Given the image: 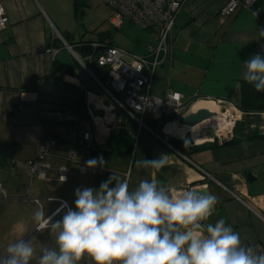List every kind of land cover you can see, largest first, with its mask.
<instances>
[{
	"label": "crops",
	"instance_id": "1",
	"mask_svg": "<svg viewBox=\"0 0 264 264\" xmlns=\"http://www.w3.org/2000/svg\"><path fill=\"white\" fill-rule=\"evenodd\" d=\"M228 2L187 0L173 26L171 60L159 66L157 78L154 73L151 95L163 97L173 91L180 93L187 104L196 99L240 103V87L248 83L241 76L244 62L257 53L264 56L257 50L264 38L259 36L262 28L251 11L238 7L228 15L222 14ZM56 4L58 0H0L8 17L6 28L0 31V204L12 201L18 206L26 205L27 201L21 199L28 178L21 165L34 157L38 141L47 135L58 140L54 155L47 159L52 166L49 176L56 179V168L66 164L64 137L70 127L73 125L81 133L89 124L93 129L100 128V145L95 155L102 156L106 164L87 174H80L76 166H71L66 183L42 181L41 188L32 189L34 178L30 196L39 200V204L34 203L36 210L43 208L50 215L58 205L57 201L47 200L50 197L64 198L74 208L77 188H99L113 172L121 179L127 176L130 189L153 177L175 193L182 192L174 191L178 186H187V190L206 186L218 198L206 223L224 219L240 233L245 245L252 246L258 254L264 251V136L246 138L245 130L236 129L234 142L211 146L212 141H198L194 145L201 147L185 155L156 138L151 127L138 130L136 123L122 113L117 115L118 124L126 129L106 133L92 114V109L101 108L97 84L79 65L76 57H80L75 51L71 52L62 41L53 42L58 39L57 34H67L70 43H78L68 24V15L75 16L73 0H67L66 9ZM144 31L148 39L137 52L119 45L106 29L99 34L108 32L105 41L144 55L146 46L153 44L156 36L154 30ZM92 41L97 39L83 42ZM73 64L74 68L69 66ZM93 70L98 75L104 71L95 65ZM50 109L77 110V122L60 126L46 121L42 113ZM248 116L243 119L262 122L260 113ZM161 155L167 160L163 169L135 166L136 160ZM61 216L62 213L54 215V219ZM44 233L50 248H55V233ZM78 264L95 262L85 255Z\"/></svg>",
	"mask_w": 264,
	"mask_h": 264
},
{
	"label": "clouds",
	"instance_id": "2",
	"mask_svg": "<svg viewBox=\"0 0 264 264\" xmlns=\"http://www.w3.org/2000/svg\"><path fill=\"white\" fill-rule=\"evenodd\" d=\"M258 33L264 38V29ZM241 76L264 93V56L245 61ZM166 163L161 155L135 166L160 170ZM105 164L102 156L86 161L89 169ZM74 195V208L65 204L54 214L62 213L59 220L43 208L33 213L36 231L55 233L56 247H43L38 264H78L85 255L95 264H264V253L245 245L224 219L206 223L218 203L210 193H175L155 177L130 189L128 177L113 172L99 188H77ZM14 227L25 231L23 222ZM35 253L32 240L21 236L7 245L0 264H30Z\"/></svg>",
	"mask_w": 264,
	"mask_h": 264
},
{
	"label": "built area",
	"instance_id": "3",
	"mask_svg": "<svg viewBox=\"0 0 264 264\" xmlns=\"http://www.w3.org/2000/svg\"><path fill=\"white\" fill-rule=\"evenodd\" d=\"M186 2L187 0H103V3L110 9L108 22L114 28H121L125 21L129 20L141 30H154L156 33L154 43H149L146 46L144 55H136L106 41L89 42L88 46L93 49V53L88 56V62L104 70L101 73L104 77L103 82L98 80L90 68L76 57L100 90L102 98H98V102L104 110V116L101 119L98 118V125L106 128V133L126 129V127L118 124L117 115L119 113L133 120L138 130L148 129L145 119L153 113H156L158 117L173 116V121L166 124L177 123L178 118L183 114L187 102L183 101L180 93L170 91L163 97H157L151 95L150 88L156 69L171 60L173 26L177 15ZM255 2L256 0H229L221 12L228 15L238 7L245 8L252 12L258 24L264 29V17H260L259 11L254 9ZM0 8L3 9V12L0 13V31H2L6 28L8 17L4 8L2 6ZM57 37L61 39L63 45L70 51L72 50L59 34ZM257 50L264 53V41L258 43ZM49 51L53 53L52 50ZM214 102L217 104L222 118L228 124L223 136L230 139L233 135V128L243 119L245 113L229 100L218 99ZM42 116L46 121H51L60 126L77 122V115L73 111L50 109L43 111ZM260 116L262 122L258 125V129L264 133V113H260ZM99 130L100 128L93 129L89 124H86L81 133H78L73 125L70 127L69 134L64 137L66 164L56 168V179L49 176L52 166L47 159L54 155L58 140L47 135L43 140L38 141L35 145L34 157L26 160L23 165L19 164L26 169L29 181L24 190V198L21 200L39 204L37 198L30 196V184L34 178L45 183L54 180L66 183L71 166H76L80 174H87L91 170L97 169L99 166L92 169L87 168L86 161L97 158L94 153L100 145ZM151 133L159 138L156 133ZM217 137L219 138V136ZM134 139L136 140L137 137L135 136ZM183 141L187 144L185 140ZM62 176L66 177L65 181H62ZM1 186L0 181V189ZM47 200L58 202L57 207L50 215L57 213L65 204L68 206V202L64 198L50 197Z\"/></svg>",
	"mask_w": 264,
	"mask_h": 264
},
{
	"label": "rangeland",
	"instance_id": "4",
	"mask_svg": "<svg viewBox=\"0 0 264 264\" xmlns=\"http://www.w3.org/2000/svg\"><path fill=\"white\" fill-rule=\"evenodd\" d=\"M56 5H58L60 8L66 9L67 0H58V4ZM108 13V7L103 3V0H85V4L81 6V9L75 14V16L70 17V15H68V24L71 30V36L75 38L74 41L79 42L96 40L100 31H102V29H106L112 34V37H114V40L119 45L134 52L139 51L138 47L145 44V40L148 39V34L144 30L142 31L141 29L137 28L133 23L129 21H127L122 28H114L108 22V16L110 14ZM68 41L70 42L69 38ZM75 53L78 56H81L79 50H75ZM158 70L159 67L155 72V78L159 76ZM104 100L106 101L105 98ZM198 100L199 99H196L187 104L184 108L183 113H186L187 111L191 112L192 105L195 103V101ZM220 113L221 112H219L218 116L222 119V115ZM153 116L158 117L156 113L150 115V117ZM247 117L249 116L245 115V118ZM240 122H242V124L237 125L238 129L243 128L246 132H260V130L258 129L260 120L242 119ZM176 125L179 127L178 123H176ZM237 126L233 128L232 132ZM214 132V136L219 135V138L215 137L214 141L223 142L229 140L228 137L223 136L225 134L224 129L216 130ZM121 136L124 135L122 134ZM169 136L183 141L179 136ZM203 141H207V138L204 137L202 140H199V142ZM184 144L186 143L184 142ZM186 145L190 144L187 142ZM19 176L20 175H18L17 177ZM43 185L44 183L42 181L35 178L32 182V189L41 188ZM26 186H28V181L26 182ZM9 202V204H0V256L5 255V249L9 243L15 242L16 240L20 239L21 236H23V238L25 239L32 240L33 246L36 250V253L33 259L30 261V264H38L39 257L40 255H42V248H50V242L48 240L46 242V239L48 238H44L45 231H36V223L33 220V213L36 211V205L34 203L27 202L26 205L18 206L12 201ZM19 222H23L24 224V233H20L14 227Z\"/></svg>",
	"mask_w": 264,
	"mask_h": 264
},
{
	"label": "trees",
	"instance_id": "5",
	"mask_svg": "<svg viewBox=\"0 0 264 264\" xmlns=\"http://www.w3.org/2000/svg\"><path fill=\"white\" fill-rule=\"evenodd\" d=\"M85 4V0H73V7H74V11L75 14L81 9V6ZM254 9L257 11H259V16L260 17H264V0H256L255 4H254ZM64 41L68 42V44L70 45V47L72 48L73 51L75 50H79L80 55L79 56L80 60L82 61V63L84 65H86L87 67L90 68V70L92 71V73L94 74V76L96 78H98V80H100L101 82L104 81V77L102 76V74H97L96 71L93 70V63H89L88 62V56L90 54L93 53V49L91 47L88 46V42H83V41H79L77 44H73L70 43L68 41V35H62ZM61 42V40L58 39H54L53 42ZM109 42V41H106ZM110 43V42H109ZM82 51V52H81ZM79 63V62H78ZM78 65V64H77ZM79 65H81L79 63ZM70 67L74 68L75 65H69ZM63 69L64 68H60ZM240 103H237L236 106L243 112L245 113V115H250V114H259V113H264V93H257L255 91V88L253 85L249 84V83H243L240 87ZM73 112H77V110H73ZM245 120V119H244ZM173 121V116L171 115H164L161 117H154L151 118L148 117L145 119V124L149 127H151V129L156 130L157 135L164 141L167 142V144L173 148H175L176 150H178L179 152L187 155L189 153V151L194 150V149H198L201 146L199 145H193V146H189L184 144L183 141L178 140L174 137L169 136L168 134H165L163 132V126L168 123ZM242 124V122H238L236 124L240 125ZM238 129V126L235 128V130ZM240 130H244L243 128H239ZM234 130V131H235ZM233 131V132H234ZM246 138H251V137H261L264 135L261 134H257V133H252V132H246L243 135ZM199 138H203V137H199ZM184 140V139H182ZM236 139L234 137L230 138L227 141H223L221 142V144H226V143H231L234 142ZM211 146H217L218 142L217 141H213L211 142ZM97 150L95 151L94 154H96Z\"/></svg>",
	"mask_w": 264,
	"mask_h": 264
},
{
	"label": "bare ground",
	"instance_id": "6",
	"mask_svg": "<svg viewBox=\"0 0 264 264\" xmlns=\"http://www.w3.org/2000/svg\"><path fill=\"white\" fill-rule=\"evenodd\" d=\"M198 109H207L210 112H212V116L203 121L202 123L194 126V127H187V126H177L176 123H169L166 124L164 127V132L169 134V135H174V136H179L181 139L184 138V135L187 131L190 132V137L195 142V144L199 141L202 140L205 135H204V130L205 128H211L213 131L216 130H222L224 129V132L227 130V122L223 118H219V108L217 104L212 101V100H198L195 101V103L191 107V112H194ZM215 133V132H214ZM219 135H216L217 137ZM203 137V138H199Z\"/></svg>",
	"mask_w": 264,
	"mask_h": 264
},
{
	"label": "water",
	"instance_id": "7",
	"mask_svg": "<svg viewBox=\"0 0 264 264\" xmlns=\"http://www.w3.org/2000/svg\"><path fill=\"white\" fill-rule=\"evenodd\" d=\"M106 35H109L108 32H102L101 34H98L97 41L103 42L106 39ZM92 105V103H91ZM92 114L95 117L101 118L104 115V111L101 108H94L92 109ZM212 116V112H210L207 109H198L194 112H186L183 113L177 120V123L179 126H187V127H194L203 121L209 119ZM204 135L207 138V140H214V131L211 128H205ZM159 137V136H158ZM184 140L188 142L190 145H194L195 142L190 137V132L187 131L184 135ZM187 190V186H178L174 188V191H185ZM197 191L203 192V193H209L206 186H201L200 188L196 189Z\"/></svg>",
	"mask_w": 264,
	"mask_h": 264
},
{
	"label": "flooded vegetation",
	"instance_id": "8",
	"mask_svg": "<svg viewBox=\"0 0 264 264\" xmlns=\"http://www.w3.org/2000/svg\"><path fill=\"white\" fill-rule=\"evenodd\" d=\"M159 139H161L160 137H159ZM214 141V140H213Z\"/></svg>",
	"mask_w": 264,
	"mask_h": 264
}]
</instances>
